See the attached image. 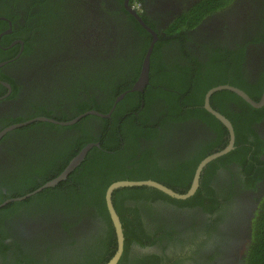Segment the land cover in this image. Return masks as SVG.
Here are the masks:
<instances>
[{
	"label": "trees",
	"instance_id": "1",
	"mask_svg": "<svg viewBox=\"0 0 264 264\" xmlns=\"http://www.w3.org/2000/svg\"><path fill=\"white\" fill-rule=\"evenodd\" d=\"M229 1L197 0L183 8L177 17L174 16L162 30L167 35L159 34V39L153 44L147 85L142 92L128 91L118 102H115V98L129 90L137 79L142 59L152 40L149 32L133 16L130 15L129 19L134 23L137 35L141 37L137 39L138 36H134V40H137L135 42L133 40L130 45L131 49L128 48L125 51L124 60L121 57L113 62L106 60L100 63L101 66L91 68L86 65L87 62L81 63L82 60L78 62L75 59H67L64 74L70 73L73 76L69 78L66 75L67 80L61 76L60 83L57 85L59 89L56 90L55 96L60 102L58 107L69 101L71 104L66 110L59 108V111L50 110V112L45 107L36 106L37 109L44 110L42 116L57 121H68L90 110L108 113L111 107L115 106L109 117L86 114L69 126L45 122L44 124L56 130L66 131L68 128H73V132L59 137V139H54L47 132L48 137L45 138L57 149L56 164H50L46 157V163L48 162L49 166L47 169L51 168V170L45 172L40 181L33 177L29 178L28 175L26 180L28 186L20 188L11 196L24 195L57 176L88 143L97 142L100 146L91 147L83 161L56 186L45 188L22 201L7 204L0 211H5L10 215L23 206L29 207V210L19 212L32 216H37L38 212L49 214L63 212L74 218L72 222L75 225H80L83 217L96 219L100 222L98 231L92 232L94 233L92 236L89 233L79 235L84 244L79 251H74L73 256L66 258L68 264H105L116 249L115 231L104 197L106 188L117 180L149 179L148 175L150 174L147 169L155 164L154 157L162 151L156 150L157 144L148 140H155L158 129L163 124L189 123L191 120L198 119L204 122L210 131H214V136H208L204 143L194 147L196 155L189 157L187 164L181 161L176 162L173 166L177 171L175 173L185 167L190 172L185 171V178L182 181L157 177L158 182L178 193H184L189 188L195 166L204 157L223 148L228 142V131L225 126L202 107L205 93L214 86L227 84L242 89L249 97L258 101L264 89V65L255 79H251L245 65H242L244 46L236 44L235 48H230L226 43H220L218 47H214V44L210 48L204 46L205 51L211 56L209 59L200 61L192 55V52L185 51L184 47L180 45L179 59L185 58L187 61L179 64H173L172 61L176 60L174 58L171 60L166 52L173 50L172 41L185 42L188 30L195 27L206 15L228 5ZM17 2L13 0L12 4L15 6ZM73 2L74 0H26L24 5L25 23L20 28L23 30V32L21 31L23 34L31 33L33 35L25 36V43L28 44V40L31 41V38L34 39L33 36L36 35L40 37L38 41L40 43L42 39L44 43L50 44L52 47L53 44L57 48L63 46L65 44L62 41L63 36L68 33L64 23L73 19L75 15L73 13L76 12L74 8L71 10ZM76 2L80 3L81 0H76ZM118 2L120 10L124 13L127 12L122 5L123 0H118ZM130 3L138 4V12L142 20L150 28L155 29L142 14L141 0H130ZM252 8L260 13V26L251 42H264V0L255 1ZM78 9L80 8L78 7ZM114 14H117V11ZM14 17H18V15L15 14ZM126 64L134 69L128 70ZM237 71L241 76L232 75ZM132 73L135 74L131 77ZM219 98L220 101H217ZM229 103H234L235 107L230 108ZM210 104L212 108L230 120L235 135L234 148L205 166L200 176L199 187L192 196L186 199H173L155 188L146 186L115 189L112 193V203L120 217L124 235V248L118 264H180L181 260L172 257V255L128 254V244L134 239L139 245L144 246L147 237H149L151 242L157 243L164 251L168 250V247H172L174 243L172 242L173 234L167 229V227H173L170 223H166L169 226L164 231L157 230L156 232L152 228L147 232V224L143 221L140 222L138 211H134L131 206L127 205L130 200L140 204V201L143 203L153 198H160L187 207L200 205L204 212L209 213L210 223H203L202 227L207 238H203L201 241L179 239L176 245L180 247L184 242L188 246L199 247L202 252L208 254L204 256L205 260L201 258L204 261L195 260V264L219 262L216 252H219L220 249L217 247L204 248V246L210 241V233L215 230L218 223L231 213L230 206L227 205L228 202H224L228 200L231 203L229 200L231 196H224V193L208 186L207 172L214 168L226 167L227 164L234 161L241 167V173L245 176V182L249 183L248 185H253L258 179H264V159L261 158V155L264 157V140L252 128L255 120H261L264 117V105L255 108L229 90L216 91L210 98ZM71 112L72 115L68 116ZM192 121L187 128L193 126ZM140 138L148 142H144L146 144L143 145ZM187 149L191 150L189 146ZM171 156L175 157L172 154ZM184 156L187 157V155ZM128 165H137V167L129 168ZM41 175L42 173L38 177ZM158 175L160 174L158 173ZM63 225L66 223L63 222ZM8 230L10 227H1L0 224L2 232L0 234V252L5 254L6 249L13 252L18 249L16 252L18 256L14 258L12 264H39L31 252L24 253L23 248L20 249V246L27 241L22 239L24 242H10V245L4 243V237L9 236L4 233ZM248 235L240 263L264 264V193L257 198V205L252 211ZM166 236H169L167 240ZM142 237H145V240ZM33 248L30 247V250L32 251ZM46 249L50 251L48 248ZM36 250L34 254H36ZM52 254H55L51 257L53 264H60V262L67 264L63 259L64 256H61L60 253L52 252Z\"/></svg>",
	"mask_w": 264,
	"mask_h": 264
},
{
	"label": "flooded vegetation",
	"instance_id": "2",
	"mask_svg": "<svg viewBox=\"0 0 264 264\" xmlns=\"http://www.w3.org/2000/svg\"><path fill=\"white\" fill-rule=\"evenodd\" d=\"M12 1L0 0V204L14 198L11 195L15 191L28 186L26 184L28 175L29 178L33 177L40 181L44 173L51 170V168L47 169L48 162L56 164L57 149L47 141L48 133L54 139H59V137L73 132V128H68L66 131L56 130L44 124L49 121L37 118L43 115L44 110H39L36 106L45 107L50 112V110L59 111V108L66 110L71 104L69 101L58 107L60 102L55 96L56 90L59 89L57 85L60 83L61 76L65 80L73 76L70 73L64 74L66 71L65 61L67 59H75L78 62L82 60L81 63L87 62L86 65L91 68L98 67L106 60L113 62L117 58L126 57L125 51L128 48L131 49L130 45L133 43L134 36H138L137 39L141 37L137 35L135 25L129 16H133L137 21L138 19L129 8L127 9L124 0L122 5L127 11L125 13L120 10L118 0H81L80 3L74 0L71 3V10L74 8L76 12L73 13V15L75 14L73 19L64 23L68 33L63 36L62 41L65 42L63 46L57 48L53 44L52 47L50 44L44 43L42 39L40 43L38 42L40 37L36 35L26 44L25 36L33 35L31 33L23 34V30L20 28L25 23L24 5L26 0H16L18 2L15 6ZM195 1L197 0H141L142 14L147 22L154 26L155 29H151L157 35L158 40L159 34L167 35L162 30L173 17H177L183 8L190 6ZM255 1L257 0H230L228 5L203 17L195 27L187 31L185 42L172 41L173 50H165L171 60L173 58L176 60L172 61L173 64L187 61L185 58L179 59L180 45L184 47L185 51L192 52V55L196 56L198 60L204 61L211 56L205 51L204 46L210 48L214 44V47H218L220 46L218 44L226 43L230 48H235V45L238 44L244 46L242 65H245L248 76L255 79L264 65V42H251L260 26V13L252 8ZM129 3L130 0H128V6L140 15L139 7L134 9L138 4ZM116 11L117 14H114ZM15 14L18 17H14ZM147 27L149 26L147 25ZM143 28L149 32L145 27ZM149 34L152 36L150 32ZM126 67L128 70L134 69L130 65ZM148 73L150 74V65ZM134 74L132 73L131 77ZM232 75L241 76L238 71ZM217 101H220V98ZM202 107L205 109L204 98ZM229 107L233 108L235 104L229 103ZM206 111L209 113L208 110ZM71 115L72 112L68 116ZM68 121H59V123L62 126H69L76 122L61 124V122ZM192 122L191 128H187L188 122L163 124L159 127L155 140H148L157 144L156 150L162 151L154 157L155 164L147 169L150 174L148 175L149 179L158 182L157 177L160 176L158 178L182 181L185 178V171L190 172L185 167L175 173L177 171L173 166L176 162L181 161L187 164L189 157L196 155L194 147L204 143L208 136H214V131H210L204 122L198 119H194ZM17 124L18 126L15 127ZM252 128L264 140V117L261 120H255ZM142 141L143 145L148 142ZM187 146L191 150L187 149ZM184 155H187L188 158ZM46 157H48L47 163ZM261 158L264 159L262 155ZM185 159L187 160L184 161ZM128 167L135 168L137 165H128ZM196 167L197 165L194 172ZM241 170L238 163L231 161L226 167L214 168L207 172L208 186L224 193V196H231L229 199L231 203L228 200L224 201L228 202L227 205L230 206L231 213L218 223L215 230L210 233V241L204 246V248L217 247L220 249L219 252H216L219 262H215V264H242L240 257L248 240L252 211L257 205V198L264 193V179H258L253 185H248L249 183L245 182V176L242 175ZM41 173L42 175L38 177ZM13 202L15 201L7 202L3 206ZM127 205L131 206L134 211H138L140 222L143 221L147 224V232L152 228L156 232L157 230L164 231L169 226L166 223H170L173 229L169 227L167 229L173 234L172 242H174L172 247H168V250L164 251L161 246L151 242V239L147 237L146 245L143 247L149 246L154 249L142 252L137 249L139 243L134 239L128 244V254L172 255V257L181 260L180 264H195V260L206 259L204 256L208 254L202 252L199 247L188 246L184 242L180 247L176 245L179 239L201 241L203 238H207L202 227L205 223H210L209 213L204 212L200 205L187 207L160 198H153L143 203L140 201V204L130 200ZM28 210L29 207L21 206L17 212L11 213L12 215L0 211L1 227H10V230L4 233L9 236H5L3 240L8 245L10 242L27 241L20 246V249L23 248L24 253L31 252L39 264H53L51 257L55 254L52 252L60 253L67 263L66 257L73 256L74 251H79L84 244L79 235L89 233L92 236L94 235L92 232H97L100 227V222L92 217H83L81 224L75 225L72 222L74 218L63 212L59 214L38 212L37 216L21 213ZM63 222L67 227L63 225ZM0 234H2L1 231ZM168 238L169 236H166V240ZM142 239L145 240V237ZM30 247L35 249L33 248L31 251ZM17 250L15 249L13 252L6 249L5 254L0 252V264H12L14 258L18 256ZM35 250L36 254H34Z\"/></svg>",
	"mask_w": 264,
	"mask_h": 264
},
{
	"label": "water",
	"instance_id": "3",
	"mask_svg": "<svg viewBox=\"0 0 264 264\" xmlns=\"http://www.w3.org/2000/svg\"><path fill=\"white\" fill-rule=\"evenodd\" d=\"M125 6L127 7V9L129 8L131 13L134 14L136 16V18L138 19V21L140 22V24L145 27L151 34H152V40L150 45L148 46L144 57L142 59V64H141V69H140V73L138 75L137 80L135 81V83L131 86V88L129 90H126L124 92H122L120 95H118L115 98V102H118L119 100H121L125 94L128 91H142L144 89V87L147 85L148 80H149V65H150V56H151V52L153 49V44L154 42L157 40V35L155 34V32L147 27V25L142 21L140 15H138L137 11L131 9L128 6V0H124ZM219 90H229L231 92H234L236 95H238L239 97H241L242 99H244L247 103H249L251 106L255 107V108H259L262 107L264 105V89L262 91V94L259 98L258 101L253 100L251 97H249L247 95L246 92H244L242 89L235 87V86H231V85H218V86H214L212 88H210L204 96V107L206 110L209 111V113H211L213 116H215L216 119H218L220 121L221 124H223L225 126V128L228 131V142L227 144L217 150L214 151L212 153H210L209 155H207L206 157H204L198 164L197 167L195 169L193 178L191 180V184L189 186V188L184 192V193H178L173 191L172 189L168 188L167 186H164L163 184L156 182L154 180L151 179H145V180H127V179H123V180H117L114 181L112 183H110L108 185V187L105 190V203H106V207H107V211L108 214L110 216L114 231H115V236H116V249L113 253V255L110 257V259L105 263V264H118L119 259L122 255L123 252V248H124V235H123V228H122V223L120 220L119 215L117 214L113 203H112V193L115 189L117 188H123V187H135V186H147V187H154L155 189L166 193L168 195H170L171 197L174 198H179V199H186L190 196H192L195 191L198 188L199 185V179H200V175H201V171L203 170V168L212 160L228 153L230 150H232L234 148V141H235V135H234V130H233V126L230 122V120L225 117L223 114H221L220 112H218L217 110L213 109L210 105L209 102V98L210 96L215 93L216 91ZM115 105H113L110 109V111L108 113H100L98 111L95 110H90V111H86L84 113L79 114L76 118L68 121V122H61V124H66V123H73L75 121H77L80 117L86 115V114H94L100 117H109L110 113L112 112L113 108ZM39 120H44V121H49V122H53V123H59V121L52 119V118H48L45 116H40L37 117ZM23 124V123H22ZM20 125V124H19ZM18 126L15 125V127ZM93 146H97L99 147V143L95 142V143H88L87 145H85L67 164V166L54 178L46 181L45 183H43L42 185H40L39 187L35 188L34 190L21 195V196H16L14 198L5 200L4 202H2L0 204V207H2L4 204H6L7 202L10 201H21L24 200L40 191H42L45 188H49V187H54L57 184H59L61 181L65 180L67 175L73 171L84 159L87 151L93 147ZM137 249L142 251V252H149L152 251L154 248L153 247H143L141 245H137Z\"/></svg>",
	"mask_w": 264,
	"mask_h": 264
},
{
	"label": "clouds",
	"instance_id": "4",
	"mask_svg": "<svg viewBox=\"0 0 264 264\" xmlns=\"http://www.w3.org/2000/svg\"><path fill=\"white\" fill-rule=\"evenodd\" d=\"M134 9H138V5Z\"/></svg>",
	"mask_w": 264,
	"mask_h": 264
}]
</instances>
